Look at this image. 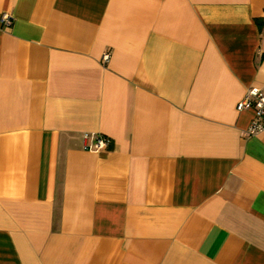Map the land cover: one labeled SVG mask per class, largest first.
Instances as JSON below:
<instances>
[{
  "label": "crops",
  "instance_id": "1",
  "mask_svg": "<svg viewBox=\"0 0 264 264\" xmlns=\"http://www.w3.org/2000/svg\"><path fill=\"white\" fill-rule=\"evenodd\" d=\"M3 13L0 264H264V0Z\"/></svg>",
  "mask_w": 264,
  "mask_h": 264
},
{
  "label": "built area",
  "instance_id": "2",
  "mask_svg": "<svg viewBox=\"0 0 264 264\" xmlns=\"http://www.w3.org/2000/svg\"><path fill=\"white\" fill-rule=\"evenodd\" d=\"M0 21L3 26H9L12 23V17L8 13H3ZM108 58L109 53L103 54L102 59L104 61L108 60ZM236 109H251L253 111V118L245 131L246 134L257 135L264 133V92H262L261 89L258 87L248 88L244 98L236 104ZM84 138H87L86 134ZM108 144V137L102 134L96 136L95 149H104Z\"/></svg>",
  "mask_w": 264,
  "mask_h": 264
}]
</instances>
